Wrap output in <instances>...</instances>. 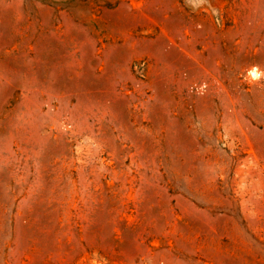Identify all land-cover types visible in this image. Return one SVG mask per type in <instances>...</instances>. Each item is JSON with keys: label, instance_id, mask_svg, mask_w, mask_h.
Masks as SVG:
<instances>
[{"label": "rangeland", "instance_id": "obj_1", "mask_svg": "<svg viewBox=\"0 0 264 264\" xmlns=\"http://www.w3.org/2000/svg\"><path fill=\"white\" fill-rule=\"evenodd\" d=\"M0 264H264V0H0Z\"/></svg>", "mask_w": 264, "mask_h": 264}, {"label": "bare ground", "instance_id": "obj_2", "mask_svg": "<svg viewBox=\"0 0 264 264\" xmlns=\"http://www.w3.org/2000/svg\"><path fill=\"white\" fill-rule=\"evenodd\" d=\"M250 77L253 80H257V79H260L262 75L259 71L253 70L252 72H250Z\"/></svg>", "mask_w": 264, "mask_h": 264}]
</instances>
